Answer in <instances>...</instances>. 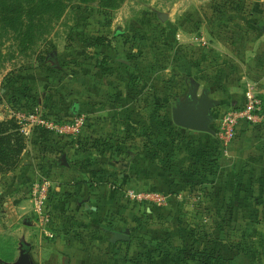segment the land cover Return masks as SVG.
Here are the masks:
<instances>
[{
    "label": "crops",
    "instance_id": "obj_1",
    "mask_svg": "<svg viewBox=\"0 0 264 264\" xmlns=\"http://www.w3.org/2000/svg\"><path fill=\"white\" fill-rule=\"evenodd\" d=\"M261 41L264 45V35ZM120 60L124 68L132 66ZM256 68L248 80L245 65L226 64L209 73L208 86L194 70L195 96L205 95L216 106L210 123L214 135L190 132L206 135L209 147L208 161H193L191 167L187 160L164 156L147 108L154 100L151 82L143 88V81L118 78L89 88L82 81L80 150L71 137L54 144L29 126L17 167L0 172V263L18 264L26 254L29 264H264V46ZM137 87L144 95L134 94ZM249 89L261 101V118L239 121L235 139L224 148L220 119L243 106ZM12 118L0 113V122ZM188 183L193 185L184 189ZM36 186L47 189L46 221L34 211ZM132 194L145 200L137 202ZM188 212L194 225L183 223ZM196 214L204 216L208 232L204 243L210 255L204 258L196 253L202 242L195 239L201 226ZM236 230L243 232L239 242L232 237ZM125 231L129 243L111 242L112 232ZM219 232L223 241L216 237ZM241 243L254 251L242 253Z\"/></svg>",
    "mask_w": 264,
    "mask_h": 264
},
{
    "label": "rangeland",
    "instance_id": "obj_2",
    "mask_svg": "<svg viewBox=\"0 0 264 264\" xmlns=\"http://www.w3.org/2000/svg\"><path fill=\"white\" fill-rule=\"evenodd\" d=\"M53 1L55 7H46L42 0H0V113L12 115L22 136L28 137L29 126L38 127V138L54 143L71 137L80 150L81 82L90 88L97 81L129 78L143 81V88L151 82L148 93L154 100L147 108L158 141L162 138L164 156L180 163L187 160L190 167L193 161L207 162L209 147L203 137H208L179 133L172 112L194 91L196 71L206 77L204 86L209 73L226 64H243L250 72L246 78H254L264 46V1ZM111 20L113 26L108 25ZM97 38L101 45H90ZM117 59L132 66L124 68ZM143 88L137 87L134 94L144 95ZM204 142L205 147L200 145ZM192 185L183 184L184 189ZM193 215L182 216L184 225H194ZM195 218L201 225L195 239L202 241L196 253L208 257L205 218L197 214ZM242 234L236 230L232 237L239 242ZM223 236L219 232L216 237L223 241Z\"/></svg>",
    "mask_w": 264,
    "mask_h": 264
},
{
    "label": "built area",
    "instance_id": "obj_3",
    "mask_svg": "<svg viewBox=\"0 0 264 264\" xmlns=\"http://www.w3.org/2000/svg\"><path fill=\"white\" fill-rule=\"evenodd\" d=\"M262 104L259 98L249 92L246 96L243 106L236 109L227 111L223 117L222 122L219 125L218 136L221 145L226 148L235 139V130L239 121L245 122H257V119L261 118ZM27 133L24 132V135ZM27 136V135H26ZM137 202H143L145 199L142 196H132ZM32 198L34 201V211L37 216L46 221L48 219V193L45 186H36L32 190ZM161 198H157L158 204L162 203Z\"/></svg>",
    "mask_w": 264,
    "mask_h": 264
},
{
    "label": "water",
    "instance_id": "obj_4",
    "mask_svg": "<svg viewBox=\"0 0 264 264\" xmlns=\"http://www.w3.org/2000/svg\"><path fill=\"white\" fill-rule=\"evenodd\" d=\"M167 18L160 16V20L165 22ZM123 63H127L124 60H120ZM216 106L214 102L209 100L205 95L200 98H196L194 91L189 92L183 102L178 104V109L172 112V121L178 128L214 135V132L210 128L212 121L211 111ZM113 239L111 242H130L129 231L123 233L112 232ZM18 264H29V260L26 254H22L21 260Z\"/></svg>",
    "mask_w": 264,
    "mask_h": 264
},
{
    "label": "trees",
    "instance_id": "obj_5",
    "mask_svg": "<svg viewBox=\"0 0 264 264\" xmlns=\"http://www.w3.org/2000/svg\"><path fill=\"white\" fill-rule=\"evenodd\" d=\"M42 2L48 6H56V3L51 0H42ZM43 4V5H44ZM101 39L97 38L93 40L90 45L99 46L101 45ZM179 129V133H190L191 131H187L181 128ZM25 148V138L19 132V127L15 119H10L4 122H0V172L1 173H8L14 170L20 159V155L22 154ZM255 247L251 245H247L245 243H241V250L242 253L245 251H254ZM239 251H237V254Z\"/></svg>",
    "mask_w": 264,
    "mask_h": 264
}]
</instances>
